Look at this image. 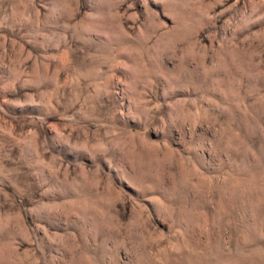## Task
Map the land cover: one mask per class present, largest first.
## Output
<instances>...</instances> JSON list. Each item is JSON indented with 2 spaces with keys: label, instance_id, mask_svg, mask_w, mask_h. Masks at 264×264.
Masks as SVG:
<instances>
[{
  "label": "rangeland",
  "instance_id": "374dc122",
  "mask_svg": "<svg viewBox=\"0 0 264 264\" xmlns=\"http://www.w3.org/2000/svg\"><path fill=\"white\" fill-rule=\"evenodd\" d=\"M0 264H264V0H0Z\"/></svg>",
  "mask_w": 264,
  "mask_h": 264
}]
</instances>
